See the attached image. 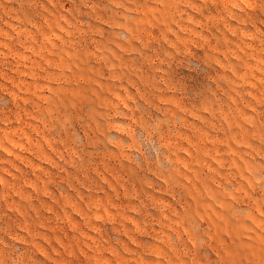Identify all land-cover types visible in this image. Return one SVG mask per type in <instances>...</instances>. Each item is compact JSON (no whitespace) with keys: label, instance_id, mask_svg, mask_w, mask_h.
Listing matches in <instances>:
<instances>
[{"label":"rangeland","instance_id":"obj_1","mask_svg":"<svg viewBox=\"0 0 264 264\" xmlns=\"http://www.w3.org/2000/svg\"><path fill=\"white\" fill-rule=\"evenodd\" d=\"M0 264H264V0H0Z\"/></svg>","mask_w":264,"mask_h":264}]
</instances>
